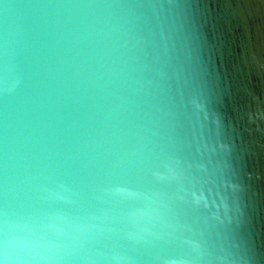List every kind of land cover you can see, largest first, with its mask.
<instances>
[{
    "label": "clouds",
    "instance_id": "9594fccd",
    "mask_svg": "<svg viewBox=\"0 0 264 264\" xmlns=\"http://www.w3.org/2000/svg\"><path fill=\"white\" fill-rule=\"evenodd\" d=\"M0 264H264V0H0Z\"/></svg>",
    "mask_w": 264,
    "mask_h": 264
}]
</instances>
